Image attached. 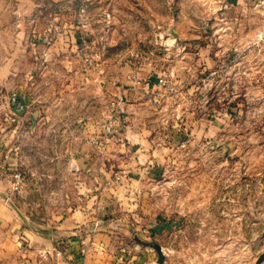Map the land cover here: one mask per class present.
<instances>
[{
	"label": "rangeland",
	"instance_id": "rangeland-1",
	"mask_svg": "<svg viewBox=\"0 0 264 264\" xmlns=\"http://www.w3.org/2000/svg\"><path fill=\"white\" fill-rule=\"evenodd\" d=\"M8 149L2 191L16 206L35 188L63 214L102 192L126 200L124 247L146 264L157 253L134 234L162 246L163 264H255L264 0H0Z\"/></svg>",
	"mask_w": 264,
	"mask_h": 264
},
{
	"label": "crops",
	"instance_id": "crops-1",
	"mask_svg": "<svg viewBox=\"0 0 264 264\" xmlns=\"http://www.w3.org/2000/svg\"><path fill=\"white\" fill-rule=\"evenodd\" d=\"M8 152H0V264H146L151 258L149 252H139L136 246L126 243L128 248L124 247V221L126 211H130L124 205L126 200L105 199L101 192L95 201L77 202L63 214L47 213L40 190L32 188L23 204L16 206L2 191L6 186L4 167L17 163L14 153L9 155L11 149ZM100 181L99 188L105 185L103 179ZM83 239L89 243L85 255L81 251Z\"/></svg>",
	"mask_w": 264,
	"mask_h": 264
},
{
	"label": "water",
	"instance_id": "water-1",
	"mask_svg": "<svg viewBox=\"0 0 264 264\" xmlns=\"http://www.w3.org/2000/svg\"><path fill=\"white\" fill-rule=\"evenodd\" d=\"M43 232L48 234V233H50V230H43ZM132 238L138 244L143 245V246H148V247H151L152 249H154L157 253V256H158L157 263L158 264L164 263V261H165L164 250L158 242L153 241V240L152 241L143 240L142 238H140L136 234L132 235ZM263 260H264V252L259 256V258L255 264H261Z\"/></svg>",
	"mask_w": 264,
	"mask_h": 264
},
{
	"label": "built area",
	"instance_id": "built-area-1",
	"mask_svg": "<svg viewBox=\"0 0 264 264\" xmlns=\"http://www.w3.org/2000/svg\"><path fill=\"white\" fill-rule=\"evenodd\" d=\"M16 176H17V178H19L20 177V173L17 174ZM21 182H22V179L19 178L18 181H16L14 188L15 189H19V187L22 186ZM88 250H89V243H88V241L86 239H83L82 240V248H81L82 254L85 255L88 252Z\"/></svg>",
	"mask_w": 264,
	"mask_h": 264
}]
</instances>
